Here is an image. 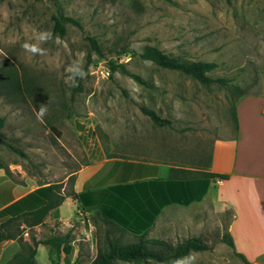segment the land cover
<instances>
[{"label":"rangeland","instance_id":"1","mask_svg":"<svg viewBox=\"0 0 264 264\" xmlns=\"http://www.w3.org/2000/svg\"><path fill=\"white\" fill-rule=\"evenodd\" d=\"M53 15L74 21L64 24L63 36L53 33ZM33 30L59 37L40 45L47 49L44 56L21 48L25 41L36 42ZM90 38L101 55L92 50ZM147 47L213 62L217 67L211 75L227 84L204 87L158 68L140 57ZM81 59L87 76L72 87L66 69ZM109 61L123 63L149 87L118 70L111 73ZM7 72L18 76L20 95L1 85ZM248 95L264 97V0H0V165L27 190L63 183L62 192L68 193L72 185L67 177L99 157L155 164L158 178L167 165L203 168L215 141L234 135L232 113L236 102ZM42 105L47 111L38 120ZM142 108L168 124L154 125ZM75 213L74 227L88 228L90 223L95 231L99 226L95 216ZM227 217L222 216L223 223ZM114 229L102 223L98 250H105L108 241L136 242ZM200 234L161 242L175 247L198 239L208 249L196 253L195 264H247L222 242L225 225L222 231ZM80 243L90 253V242ZM149 249L165 247L151 244Z\"/></svg>","mask_w":264,"mask_h":264},{"label":"crops","instance_id":"2","mask_svg":"<svg viewBox=\"0 0 264 264\" xmlns=\"http://www.w3.org/2000/svg\"><path fill=\"white\" fill-rule=\"evenodd\" d=\"M235 113L234 135L215 141L209 162L203 168L167 165L166 172L158 178V171L154 169L157 165L146 162L99 157L82 165L73 173L74 192L107 189L105 198L112 202L109 201L108 209L102 211L101 204L82 208L78 201L66 198L46 216V226L31 230L35 232L36 240L57 232H69L73 237L71 253L63 250L55 253L50 247L38 244L35 263H90L98 248H102V223L105 220L122 236L130 235L135 239L144 233L150 240L165 242L188 236L199 238L200 233L222 231L225 225L233 252L241 255L247 264H264V97L248 95L240 98ZM201 172L212 176H201ZM219 179L222 184H218ZM112 187L117 189L111 190ZM36 188L27 190L24 184L13 182L0 168V210ZM186 200H189L188 204L180 203ZM126 206L130 209L128 213ZM155 210L158 212L150 226L140 230L137 223L146 222L145 217ZM75 211L79 216H95L99 223L95 228L98 235L92 233L94 227L90 223L88 228L73 226L71 220L78 218ZM226 214L228 217L223 223L222 216ZM78 232L82 237H75ZM29 233L30 229L23 230L25 241H30ZM93 234L94 253L91 250ZM80 242H90V253ZM18 250L16 239L1 241L0 264H6Z\"/></svg>","mask_w":264,"mask_h":264},{"label":"trees","instance_id":"3","mask_svg":"<svg viewBox=\"0 0 264 264\" xmlns=\"http://www.w3.org/2000/svg\"><path fill=\"white\" fill-rule=\"evenodd\" d=\"M52 20L53 33H58L60 36L64 35V24L74 21L70 18L63 17L62 15H53ZM93 51L98 55H101L100 49L94 39H88ZM140 57L144 60L151 62L158 68L178 72L204 87L217 84L220 87H225L227 80L224 78H216L211 75V72L217 67L213 62L205 61H190L182 59L180 57L168 56L162 53L159 49L154 47H147L140 54ZM108 68L111 73L117 70L130 77L138 85L149 87V84L145 82L140 76L129 73L123 63H115L113 61L108 62ZM1 85L8 89L10 93L20 95L21 86L19 78L15 73L7 72ZM141 112L147 116L150 121L159 127L166 126L167 121L162 120L152 110L145 108L141 109ZM234 125H236V113L235 110L232 113ZM3 127V119L0 118V129ZM0 168H4L0 165ZM76 170L75 172H77ZM6 175H9L7 170H4ZM74 172V173H75ZM201 176L210 177L211 174L201 172ZM67 182L70 183L72 188L68 193L62 192L63 183H52L38 186L33 191L26 194L24 197L8 205L4 209L0 210V242L3 240L16 239L19 245V250L13 255V257L6 264H36L34 257L36 254V247L38 244L50 247L55 253H59L63 250L67 254L71 253V242L73 237L69 232L61 233L57 232L47 236L44 239L36 240L35 237L30 236V241H25L22 237L23 230L25 228L33 229L36 226H46L44 220L46 216L55 208H58L66 198H71L79 202V205L83 207L99 206L101 204L102 211L107 210L109 201L105 198L107 189L88 191L82 193H75L73 190L74 174L72 173L67 177ZM117 187H112L111 190H116ZM129 189V186H126ZM181 204H188L189 200L180 201ZM89 204V205H87ZM127 207V206H126ZM127 213L129 207L125 208ZM157 210L148 217H145L146 222L137 223V219L134 222L137 223L140 230H145L150 226L153 221L154 214H157ZM131 213V212H130ZM106 215L105 213H103ZM108 222V221H103ZM23 226V228H20ZM222 242L233 247V243L228 234L223 235ZM151 244L160 245L162 251H152L149 249ZM208 247L201 243L198 239L192 238L183 241L172 247L164 242H150L144 238V233L136 236V242L130 244H120L118 241H108L105 250H97L95 258L88 264H115L116 262L131 263L137 261H154L156 263L164 264L169 263L170 260L182 256H186L189 251H205ZM243 262L245 259L241 255H237ZM57 264V263H53Z\"/></svg>","mask_w":264,"mask_h":264},{"label":"clouds","instance_id":"4","mask_svg":"<svg viewBox=\"0 0 264 264\" xmlns=\"http://www.w3.org/2000/svg\"><path fill=\"white\" fill-rule=\"evenodd\" d=\"M34 36L32 39H34L35 43H30L25 41L22 43L21 48L26 52L30 53L32 56H44L47 54V49L40 47L41 44L47 43L51 40H59L58 36H54V34L51 31L47 30H33ZM83 54H81L82 56ZM66 71L70 74L68 76V80L71 81V86L76 87L78 86L77 81L79 79H84L87 76L86 71L83 67V60H74L72 64L68 66ZM46 107L40 106L39 110L36 111L37 119L40 120L43 118V116L46 114ZM197 254L195 251H189V253L186 256L174 258L169 261V264H195Z\"/></svg>","mask_w":264,"mask_h":264},{"label":"built area","instance_id":"5","mask_svg":"<svg viewBox=\"0 0 264 264\" xmlns=\"http://www.w3.org/2000/svg\"><path fill=\"white\" fill-rule=\"evenodd\" d=\"M218 184H222V179H219ZM89 228L92 230V227L90 225Z\"/></svg>","mask_w":264,"mask_h":264}]
</instances>
